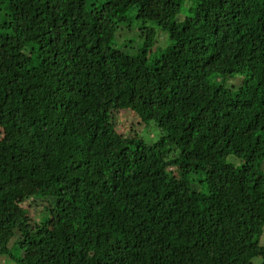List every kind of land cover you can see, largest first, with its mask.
Returning a JSON list of instances; mask_svg holds the SVG:
<instances>
[{"label":"trees","instance_id":"16d2710c","mask_svg":"<svg viewBox=\"0 0 264 264\" xmlns=\"http://www.w3.org/2000/svg\"><path fill=\"white\" fill-rule=\"evenodd\" d=\"M263 234L264 0H0V264H264Z\"/></svg>","mask_w":264,"mask_h":264},{"label":"rangeland","instance_id":"374dc122","mask_svg":"<svg viewBox=\"0 0 264 264\" xmlns=\"http://www.w3.org/2000/svg\"><path fill=\"white\" fill-rule=\"evenodd\" d=\"M125 27H129V26H125ZM134 29H136L137 30V26H135V25H132V27L129 29L130 31H132V30H134ZM127 33V34H126ZM119 34L121 35V32H119ZM122 34H126V35H129L130 34V32L129 31H125V32H123ZM132 34H136V32L135 33H132ZM131 35V34H130ZM157 38H156V46H160V45H163L164 44V42H165V38H166V34L164 33V32H158L157 33V36H156ZM167 40V39H166ZM160 132H158L157 130H155L154 128H152V129H149L148 131H147V135H148V137L150 138V139H152V140H156V139H158V137H159V134ZM228 161L229 162H233L234 161V158L233 157H230V158H228ZM27 186V184L24 186V188H26L25 189V194H27V195H31V194H33V191H34V189L32 188H30V187H26ZM31 199H32V197H31ZM33 200V199H32ZM29 208L28 207V205L27 204H25V208ZM29 210H30V213H29V216L31 217V218H35V210L34 209H30L29 208ZM261 244L262 245H264V234H263V236H262V238H261ZM0 259H2V256L0 255ZM261 262H262V260H261V258H259V257H257V258H255L254 259V264H261ZM2 263H3V261H2Z\"/></svg>","mask_w":264,"mask_h":264},{"label":"clouds","instance_id":"9594fccd","mask_svg":"<svg viewBox=\"0 0 264 264\" xmlns=\"http://www.w3.org/2000/svg\"><path fill=\"white\" fill-rule=\"evenodd\" d=\"M12 243V242H11ZM11 243H10V245H11Z\"/></svg>","mask_w":264,"mask_h":264}]
</instances>
